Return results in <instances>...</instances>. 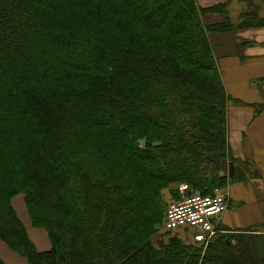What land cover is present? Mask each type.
Segmentation results:
<instances>
[{"label": "trees", "instance_id": "obj_1", "mask_svg": "<svg viewBox=\"0 0 264 264\" xmlns=\"http://www.w3.org/2000/svg\"><path fill=\"white\" fill-rule=\"evenodd\" d=\"M235 1L236 23L227 2L0 0L2 243L28 264H264L256 227L198 247L151 239L164 189L228 183L231 97L208 37L264 27V0Z\"/></svg>", "mask_w": 264, "mask_h": 264}, {"label": "crops", "instance_id": "obj_2", "mask_svg": "<svg viewBox=\"0 0 264 264\" xmlns=\"http://www.w3.org/2000/svg\"><path fill=\"white\" fill-rule=\"evenodd\" d=\"M227 1L197 0L202 7ZM231 2V10L239 14L242 6L235 0L227 2L228 12ZM220 19L219 14L213 13L204 21ZM208 38L226 93L231 97L227 139L232 159L227 161L233 163L235 172L241 170L246 176L240 182L228 180L224 189H228L229 207L214 220V226L223 233L252 227L264 232V27L213 32ZM31 239L40 250L48 246L46 240Z\"/></svg>", "mask_w": 264, "mask_h": 264}, {"label": "built area", "instance_id": "obj_3", "mask_svg": "<svg viewBox=\"0 0 264 264\" xmlns=\"http://www.w3.org/2000/svg\"><path fill=\"white\" fill-rule=\"evenodd\" d=\"M179 200L172 202L164 210L163 228L176 231L180 228L192 231V238L206 246L217 235L214 220L226 209V199L222 190L212 194L189 191L187 185L179 186Z\"/></svg>", "mask_w": 264, "mask_h": 264}, {"label": "rangeland", "instance_id": "obj_4", "mask_svg": "<svg viewBox=\"0 0 264 264\" xmlns=\"http://www.w3.org/2000/svg\"><path fill=\"white\" fill-rule=\"evenodd\" d=\"M237 5L241 6L240 3H237ZM230 6L231 7H229L228 15L230 16V19H231L232 22H236V20H237L236 17H237L238 11L237 10H235V11L231 10V8L233 7V3L232 2L230 3ZM261 13H262V15H264V8H262V12ZM208 18H212V17H208ZM229 180H234V179H229ZM236 182H240V181L236 180ZM241 182H243V181H241ZM228 183L226 185H224V186H221L222 184H219L221 187L218 186V188L219 189H221V188L224 189L228 185ZM181 185H184V184H181ZM172 187L175 190V194L174 195L170 194L168 189H164L163 190V195H164L163 202L166 204L165 208H167L172 202H175L176 200H179L180 196L182 195L180 193L179 186L177 184L172 185ZM188 188H189V186H188ZM189 191H191L190 188H189ZM224 192L223 193H224V196H225V199H226V203H227L226 209H227L229 207L228 206V189L225 190ZM11 203H12V206H13L14 210L16 211L18 217L23 221V223L27 227V229H28V231L30 233V236L32 238L33 237H37L39 240H46L47 241L45 232H43V231L41 232V230L36 229V228L31 226L30 221H29V217L27 215L26 206H25V203H24V200H23V195L22 194H18L17 196L13 197L12 200H11ZM154 228H156L157 231L151 236L152 242H156V240L161 239V238H165V241H166L167 237H169L170 235H175L178 238H180V240L183 243H185L187 245H191L193 247H198L199 245H201L198 242L194 241V239L192 238V231L189 230V229L180 228V229H178L176 231H167V230H165L163 228V216H162L161 222L159 224H157ZM134 229H135V224L133 225V229L132 230H134ZM257 229H259V228H257ZM221 230L222 229L220 228L218 235L223 232ZM166 233H168V234H166ZM48 247H49V245L47 246V248ZM0 257L7 264H28L21 256H19L15 252H12L1 241H0Z\"/></svg>", "mask_w": 264, "mask_h": 264}, {"label": "water", "instance_id": "obj_5", "mask_svg": "<svg viewBox=\"0 0 264 264\" xmlns=\"http://www.w3.org/2000/svg\"><path fill=\"white\" fill-rule=\"evenodd\" d=\"M220 169L224 174H226L230 179H233L234 173H235V166L232 162L227 161L224 159L220 163Z\"/></svg>", "mask_w": 264, "mask_h": 264}]
</instances>
